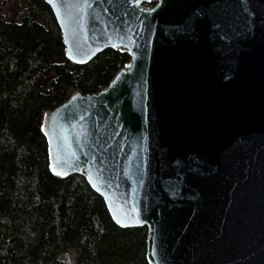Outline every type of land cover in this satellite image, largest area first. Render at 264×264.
<instances>
[{
  "label": "water",
  "instance_id": "water-1",
  "mask_svg": "<svg viewBox=\"0 0 264 264\" xmlns=\"http://www.w3.org/2000/svg\"><path fill=\"white\" fill-rule=\"evenodd\" d=\"M66 56L129 60L44 112L50 168L83 174L149 264H264V0H44Z\"/></svg>",
  "mask_w": 264,
  "mask_h": 264
},
{
  "label": "trees",
  "instance_id": "trees-1",
  "mask_svg": "<svg viewBox=\"0 0 264 264\" xmlns=\"http://www.w3.org/2000/svg\"><path fill=\"white\" fill-rule=\"evenodd\" d=\"M20 1L19 21L0 13V264H61L67 250L75 264H149L146 226L116 224L83 174H55L41 130L46 110L106 86L130 54L76 63L50 6Z\"/></svg>",
  "mask_w": 264,
  "mask_h": 264
},
{
  "label": "rangeland",
  "instance_id": "rangeland-1",
  "mask_svg": "<svg viewBox=\"0 0 264 264\" xmlns=\"http://www.w3.org/2000/svg\"><path fill=\"white\" fill-rule=\"evenodd\" d=\"M144 6L151 7L152 5L146 3ZM21 9L22 2L20 0H0V13L5 14L9 20L19 21ZM49 78L44 83L45 88L48 86ZM61 264H75L72 250H67L61 255Z\"/></svg>",
  "mask_w": 264,
  "mask_h": 264
}]
</instances>
